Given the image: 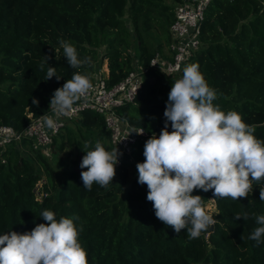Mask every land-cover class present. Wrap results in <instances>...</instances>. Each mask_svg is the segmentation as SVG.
Wrapping results in <instances>:
<instances>
[{
    "label": "trees",
    "instance_id": "1",
    "mask_svg": "<svg viewBox=\"0 0 264 264\" xmlns=\"http://www.w3.org/2000/svg\"><path fill=\"white\" fill-rule=\"evenodd\" d=\"M180 2L0 0V125L22 131L30 123L27 113L38 118L49 112L54 91L78 71L68 65L60 48L58 40L64 39L72 42L80 58H89L92 82L105 78L113 86L137 67L147 69L136 101L119 112L132 126L158 137L171 84L182 75L170 77L150 63L173 42L170 26ZM201 41L189 64H198L217 92L214 104L237 111L246 124L256 125V138L264 140V0H214ZM43 56L51 57L48 64L57 69L59 81L56 77L45 81L47 65L40 68ZM105 61L108 73L99 74ZM33 98L38 106L32 104ZM72 123L81 136L76 139L73 130L69 132L78 152L74 168L56 158L58 153H54L57 160H51L27 141L0 155V235L22 234L46 223L41 213L47 209L57 219L80 218L75 223L83 225L79 239L88 264H264V243L257 247L248 238L258 226L253 214H264L259 197L264 180L254 181L252 192L239 200L195 190L193 195L204 199L208 214V203L215 202L217 212L212 217L217 223L212 233L207 234L209 228L200 238L190 239L186 229L177 234L156 218L147 201V185L138 183L136 165L144 162L145 143L134 148L130 163L116 167L106 188L93 183L85 189L81 172L87 169L79 167L84 151L94 148L97 140L106 150L114 148L103 119L96 114L85 113ZM65 129L69 131V125ZM130 167L135 169L131 182ZM244 213L247 220L234 219Z\"/></svg>",
    "mask_w": 264,
    "mask_h": 264
},
{
    "label": "clouds",
    "instance_id": "2",
    "mask_svg": "<svg viewBox=\"0 0 264 264\" xmlns=\"http://www.w3.org/2000/svg\"><path fill=\"white\" fill-rule=\"evenodd\" d=\"M58 43L68 65L78 71L54 91L49 105L52 115L40 116L42 126L53 131L58 127L56 117L72 113L74 105L93 88L92 74L87 71L89 58H80L71 41L59 39ZM49 59L43 56L40 64L41 70L47 65L45 81L53 77L59 81ZM216 99L217 92L208 85L199 65H185L182 76L171 84L164 127L158 137L153 134L145 142L144 162L136 165L138 183L147 185V201L156 218L177 234L186 229L190 239L200 238L217 223L207 213L204 199L193 195L195 190H212L215 198L239 200L252 192L254 181L264 180V140L254 135L256 125L246 124L235 110H222L214 104ZM32 104L38 106L39 101L33 98ZM84 152L79 165L87 169L81 172L84 188L90 190L93 183L106 188L113 182L118 157L123 154L117 146L106 150L99 140ZM259 197L264 201V187L259 188ZM253 216L258 226L248 238L259 247L264 243V214ZM41 217L46 223L36 224L31 231L0 235V264H88L79 239L83 225L75 223L80 218L57 219L47 209ZM248 218V213L234 216L235 220Z\"/></svg>",
    "mask_w": 264,
    "mask_h": 264
},
{
    "label": "built area",
    "instance_id": "3",
    "mask_svg": "<svg viewBox=\"0 0 264 264\" xmlns=\"http://www.w3.org/2000/svg\"><path fill=\"white\" fill-rule=\"evenodd\" d=\"M214 0H182L175 8V18L170 26L173 39L169 53L156 55L151 60L150 67L175 77L181 76L183 67L190 63L192 57L202 47V26L206 14ZM108 73V72H107ZM147 69L137 67L120 83L109 86L105 78H96L93 88L85 98L74 105V111L67 116L56 117L58 127L55 131L42 126L40 117L35 118L27 113L30 123L17 131L11 126L0 125V155L11 146L23 145L25 141L31 144L35 151L44 153L54 144V140L73 121L80 119L85 113H93L101 117L110 134V144L117 146L119 163L116 167L126 164L125 158L132 156L134 148L145 143L151 135L143 128L134 127L126 121L121 109L136 101L144 86V76ZM48 115H52L49 110ZM143 132L142 135H138ZM6 162V159H3Z\"/></svg>",
    "mask_w": 264,
    "mask_h": 264
},
{
    "label": "rangeland",
    "instance_id": "4",
    "mask_svg": "<svg viewBox=\"0 0 264 264\" xmlns=\"http://www.w3.org/2000/svg\"><path fill=\"white\" fill-rule=\"evenodd\" d=\"M164 52L167 53V54L169 53V51H168L167 48L164 49ZM131 53H132L133 59H136V57L133 54L134 53L133 50H132ZM100 72L101 73H99V74L107 73L108 72V64H107V61H105L102 64V68H101V71ZM70 130H73V135H74V137H76V139H79L81 137L80 136V130H78L77 127H75L73 125V123H70L69 124V131H68V129L67 130L66 129L63 130L61 132L60 136L55 139L56 140L55 143H56L57 147L56 146L55 147L51 146L49 149H47L43 153L44 156H46L47 158H49L51 160H53V159L57 160L56 158L62 159L65 162V164L68 166L69 169L70 168H74L76 166L77 161H78L77 146H76V144L71 145L70 135L72 133L69 134ZM61 144H63L62 145L63 146V152L62 153H59V150L60 149L58 147L61 146ZM22 148H24V147H22ZM54 153H58L56 155V158L54 157ZM119 159L122 160L124 158H119ZM131 160H132V156L125 158V161H126L127 164L130 163ZM134 171H135V169L133 167H130V173H131L130 182H131L132 177L134 175ZM44 182H45V180L39 182L37 188L42 187V185L44 184ZM207 210H208V212H209V214L211 216L214 213L217 212V210H216V204H215V202L213 200H211L208 203Z\"/></svg>",
    "mask_w": 264,
    "mask_h": 264
},
{
    "label": "water",
    "instance_id": "5",
    "mask_svg": "<svg viewBox=\"0 0 264 264\" xmlns=\"http://www.w3.org/2000/svg\"><path fill=\"white\" fill-rule=\"evenodd\" d=\"M213 229H214V227H213V226H211V227H210V230L208 231V233H207V234H210V233H212V232H213Z\"/></svg>",
    "mask_w": 264,
    "mask_h": 264
}]
</instances>
